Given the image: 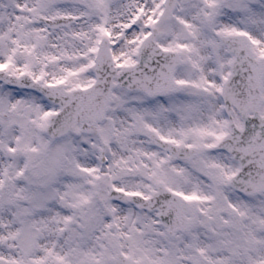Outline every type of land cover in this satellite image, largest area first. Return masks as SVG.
Listing matches in <instances>:
<instances>
[{
	"label": "snow or ice",
	"instance_id": "snow-or-ice-1",
	"mask_svg": "<svg viewBox=\"0 0 264 264\" xmlns=\"http://www.w3.org/2000/svg\"><path fill=\"white\" fill-rule=\"evenodd\" d=\"M0 264H264V0H0Z\"/></svg>",
	"mask_w": 264,
	"mask_h": 264
}]
</instances>
